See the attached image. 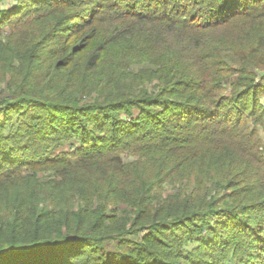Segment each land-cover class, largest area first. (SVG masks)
Here are the masks:
<instances>
[{
    "label": "trees",
    "instance_id": "16d2710c",
    "mask_svg": "<svg viewBox=\"0 0 264 264\" xmlns=\"http://www.w3.org/2000/svg\"><path fill=\"white\" fill-rule=\"evenodd\" d=\"M30 1L74 12L62 57L0 40V264H264L254 58L218 69L185 33L257 19L264 0H17L0 7V27L29 16ZM104 11L120 21L100 27ZM150 21L187 35L188 50L171 41L181 58L170 50L161 69L134 71L127 52L109 69V47L89 53ZM220 72L236 74L231 97Z\"/></svg>",
    "mask_w": 264,
    "mask_h": 264
},
{
    "label": "rangeland",
    "instance_id": "374dc122",
    "mask_svg": "<svg viewBox=\"0 0 264 264\" xmlns=\"http://www.w3.org/2000/svg\"><path fill=\"white\" fill-rule=\"evenodd\" d=\"M16 3L17 0H2L0 2V7L10 9L14 7ZM29 3V5H31L29 8L31 9V13L28 14L29 16L17 14V16H15L17 23L14 26L4 24L0 27V40L2 44L6 47L12 45L9 41L13 42L15 45L21 44L30 58L37 55L46 60H54L57 57H62L61 48L66 44V40L69 38V34L65 30V27L68 26L67 17L71 12H74L73 6L59 3L36 9L32 1ZM110 7L115 8L116 6L112 7L111 5ZM55 8L57 9L54 10ZM259 12L264 13V9ZM260 15L261 16H257V19L254 20H245L235 17L233 21L230 20L223 25L214 26V29L205 27V25L209 23L201 24L198 25L197 28L186 30L189 32L185 33H197L196 36L191 38H199L202 48H199L197 42L192 43V45L196 47L195 52L198 54H209L210 64L218 69H225L226 67L235 69L236 63H242L247 58H254L249 62L252 66L248 68L257 75L256 82L259 93L257 99L259 104L264 107V15ZM20 18L23 19L20 20ZM118 18L119 16L115 13L107 11L105 14H100L101 21L98 24H100V27L109 29L107 25L113 27L117 21H120ZM73 21L74 18L70 23H73ZM138 29L141 30L136 31L134 28H131L129 32L127 31L126 35L132 34V37H130L128 42L125 41L126 43H122L114 38L113 42H111V35L106 33L107 35L104 36L101 42L92 44L89 53L98 55L100 53L99 49L107 46L110 52L107 54L108 60L107 63L105 62L103 69H109L108 64L111 62V59L113 60L114 53L127 52V54L129 53L127 55L128 58L130 56L131 61L135 62V65L130 66L134 71L147 68L151 71V68L154 70L161 69L160 57L164 58L166 55H171L170 50L175 54L174 57L181 58L178 55L183 52L178 53L177 50L176 52L173 51L175 44L171 42L172 40L179 42L182 47L187 49L185 41L187 35L183 34L182 30H166L162 24L156 21H150L146 25H141ZM76 40L77 39H74L73 44ZM232 42H236V45H233ZM214 44L216 51L218 48L220 49L221 46L225 48L219 52L217 51V53H212L210 47ZM207 48H209V51ZM205 59L206 65H208L207 58ZM219 74L224 75L221 80V87L223 88L220 92L221 95H226L227 97L233 96L232 94L235 93V88L232 85L230 77L234 78L236 74H227V72H220ZM226 75L228 77H226ZM5 85L6 84L3 82L0 83V93ZM186 97L179 100H185ZM243 101L249 104L248 108L253 106V100H251L250 97H246ZM247 110L246 108V111ZM254 124L253 120L249 118L248 127L253 129L256 128L258 144L264 155V125L256 123L254 126ZM64 147L66 146L62 148ZM62 148L58 151H62ZM207 157L208 154H205L202 160L205 162ZM45 169L46 171L38 169L36 177H45V175L49 173V169Z\"/></svg>",
    "mask_w": 264,
    "mask_h": 264
}]
</instances>
